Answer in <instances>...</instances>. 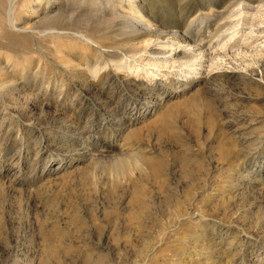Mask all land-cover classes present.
<instances>
[{
    "label": "rangeland",
    "instance_id": "1",
    "mask_svg": "<svg viewBox=\"0 0 264 264\" xmlns=\"http://www.w3.org/2000/svg\"><path fill=\"white\" fill-rule=\"evenodd\" d=\"M136 4L163 33L74 27L94 45L0 25V264H264V0ZM167 32L203 53L199 73ZM148 40L140 72L114 66Z\"/></svg>",
    "mask_w": 264,
    "mask_h": 264
},
{
    "label": "bare ground",
    "instance_id": "2",
    "mask_svg": "<svg viewBox=\"0 0 264 264\" xmlns=\"http://www.w3.org/2000/svg\"><path fill=\"white\" fill-rule=\"evenodd\" d=\"M6 1H7V6H6V10H5V17L3 18L0 16V25H5V24L10 25L14 29V31H16L17 33H28V34L32 35L34 39H38V37H43V36H51L54 38L55 37L59 38V37H62L64 35L69 34L72 36L80 37L83 40H85L91 44L96 45L97 42L95 40H93L91 37H89L90 35L87 36L88 34L86 35L85 33H82V32H79L78 30H76V29H80V28L75 29L74 27L79 26V27H82L85 29L94 28L95 29L93 31L94 34H95V31L100 32L103 29L104 30L103 34L105 36V35H108V32H110L107 30V28H109L110 26H111L110 28L116 26L115 20L119 21V27L117 29L121 30L120 32H122V33L123 32L129 33V35L133 34V33L138 34L139 32L144 31V30H146L147 32H150V33L151 32H155V33L156 32H158V33L164 32V31L163 32L160 31V29H158V28H156V29L152 28L151 20L145 16L144 12L136 4V0H92L91 2L96 3V5L98 7L97 10L99 9L100 12L87 13V14L82 13L81 7L83 6L82 4L89 3L90 2L89 0H82L81 4H79L78 6L75 4L74 0H46V3H47L46 6L50 5V9L48 11L45 10L41 14L38 13V9H37V5H40V3H41L40 0H23V3L21 4V6H22L24 12L29 11L32 14H36V13L39 14V18L37 20H35L33 23H26L24 21L25 15L14 13L15 10L13 8V0H6ZM125 1H127L128 5L130 6V8H129L130 14L129 13L128 14L120 13V11H119L118 5L119 6L123 5V3ZM91 2H90V4H91ZM109 5L113 6V18L112 19L104 18V12L108 9ZM3 6H4L3 0H0V7H3ZM45 9H47V7H45ZM247 10L248 9L246 6H241V8L237 9L236 11L234 10L232 12V14L236 13L239 18H237L236 19L237 21L234 24H232V26L230 27L231 31L228 32V34L226 35L227 38L225 39V41L222 42V40L225 38V36H223L220 39L221 40L220 44L222 46H225L226 44H231L233 39L236 38V35L239 33L238 26L243 24L242 22L240 23V21L243 20L244 17H246V14L248 16ZM0 12H1V10H0ZM263 16H264V14H263ZM93 19L95 20L94 23H92ZM91 26H93V27H91ZM174 32H167L164 36L165 42L170 43L171 50L173 49L172 48L173 43H171V42L174 38L176 40H178L179 45L184 44V41H183L184 39H182V37L178 38V36H176V34H175L176 32L175 33ZM252 33L253 32L251 30L249 32V34L252 35ZM96 36H98V35H96ZM92 37H94V36H92ZM111 37H113V36H111ZM155 39H158V37H156ZM152 41L148 40L145 43L144 48H141V47L138 48V51H140V52L136 51L134 53V56H132L131 59L129 58L130 60L125 59L123 62H115L114 66L116 68H124V69H129V70L133 69L136 72H140L142 70V67L140 66L139 63H135V61L138 62V60L141 59V54H143V53H141V51H142L141 49H144L143 52H145L146 51L145 48H147V47L149 48ZM100 42H101V40H100ZM234 42H233L234 44L232 46H235L238 43L237 41H234ZM184 46L189 47V48L187 47V51L189 53L188 59L186 61H181L180 63H178L181 65L182 64L184 65V71H183L185 73L184 76H188L192 73H199L201 71L202 67H204L203 66V62H204L203 53L201 51L196 52L193 44L185 43ZM101 48H103V47H101ZM133 51H134V49H133ZM152 52H154V51H152ZM131 53H133V52H131ZM170 59H172V55H171V57H164L163 61L160 63H163L164 65H166ZM132 60H134V62ZM255 60L257 62L258 61L260 62L262 60L264 61V54H262L260 52V49L256 52ZM146 63H147V65L149 64V65L154 66V67L155 66L159 67V65H163L160 63L158 65L155 62H149V63L146 62ZM175 65L176 64L174 63V66ZM217 66H218V62L213 61L209 65V68L212 69V68H215ZM1 69H0V71H1ZM157 74L158 73H156L155 70H144V75L147 77H151V76H154Z\"/></svg>",
    "mask_w": 264,
    "mask_h": 264
}]
</instances>
